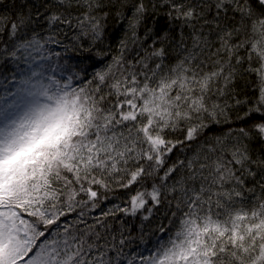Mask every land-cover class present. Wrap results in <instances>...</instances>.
<instances>
[{"label": "snow or ice", "instance_id": "snow-or-ice-1", "mask_svg": "<svg viewBox=\"0 0 264 264\" xmlns=\"http://www.w3.org/2000/svg\"><path fill=\"white\" fill-rule=\"evenodd\" d=\"M0 264H264V0H12Z\"/></svg>", "mask_w": 264, "mask_h": 264}, {"label": "trees", "instance_id": "trees-1", "mask_svg": "<svg viewBox=\"0 0 264 264\" xmlns=\"http://www.w3.org/2000/svg\"><path fill=\"white\" fill-rule=\"evenodd\" d=\"M11 3H12V0H4L3 5H0V12L5 11L7 9V7L10 6ZM119 36H120L119 32L114 34L113 43H115V40L118 39ZM5 74H7V71H5ZM120 196H122V192H120L119 190H117V192L114 194H109V201L106 202V204L119 203L120 200L117 199V197H120ZM133 223L138 224V220L133 219ZM165 223H166V221H165ZM155 226H156V223H153L152 227H155Z\"/></svg>", "mask_w": 264, "mask_h": 264}]
</instances>
